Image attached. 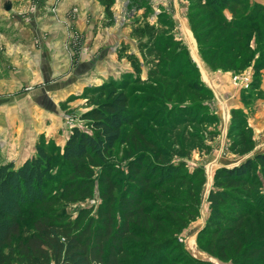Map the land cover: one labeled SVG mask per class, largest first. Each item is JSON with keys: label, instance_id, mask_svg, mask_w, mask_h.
<instances>
[{"label": "trees", "instance_id": "obj_1", "mask_svg": "<svg viewBox=\"0 0 264 264\" xmlns=\"http://www.w3.org/2000/svg\"><path fill=\"white\" fill-rule=\"evenodd\" d=\"M100 1L106 3L105 10L111 15L113 0ZM200 1L209 10L208 15L218 19L209 27L204 17H197L193 11L187 15L205 64L225 71H228L225 67L236 71L247 67L254 60L256 48L250 35L243 33L249 32L256 22V29L264 32V4L250 0ZM129 2L131 7L148 8L147 1ZM241 8L245 12L239 17L237 11ZM160 17L159 27L148 22L133 25L138 54L127 53L132 69L122 75L134 74L138 83H143L133 91L143 95L137 104L139 110L135 112L133 105L129 106L133 93L125 91L129 79L109 78L104 82L101 89L109 90L106 101L81 115V119L88 120L90 131L73 127L63 145L59 157L62 162L58 166L68 176L65 181L53 179L56 166L53 152L42 145H37L34 155L18 166L0 162V264H141L176 239L179 223L197 215L192 210H197L200 204L205 181L203 169L182 174L184 161H169L176 154L149 133L165 128L175 148L195 135L188 134L184 125L179 126L186 119L177 114L193 115L188 121L197 126H210L218 122V116L210 106L211 89L202 82L185 44L173 34L174 22L169 17ZM202 23L207 27L201 28ZM215 28H220L221 33L228 32L209 40ZM218 38L220 41H216ZM260 38L258 35L256 39ZM156 40H162V47L159 43L150 44ZM261 46L264 48V42ZM154 54H161L159 61ZM253 65L256 72L251 90H247L249 94L258 86V70L264 66V57L258 56ZM143 68H146L145 78H142ZM192 75L187 86L197 92L195 102L170 104L177 83ZM149 104L161 106L145 114ZM170 118L173 125L169 124ZM247 123L241 109L231 110L229 152L246 154L253 149V130ZM130 125L133 131L126 145L134 156L128 159L129 172L125 174L110 165L100 170L97 190L102 202L97 216L91 215L92 208H82L74 220L68 219L58 203L75 200L78 195L82 199L93 196L94 168L106 162L121 139L123 128ZM211 131L217 132H208ZM177 136L181 138L179 141ZM204 149L209 152L211 147L207 145ZM183 179L192 191L186 193L188 197H175L170 188V199L160 200L166 195L160 194L163 187L176 188ZM52 182L54 187L50 190ZM263 182L264 152L261 151L235 166L215 171L207 196L209 215L198 233L211 235V240L207 244L197 242L200 249L221 260H232L234 264H264ZM182 249L191 259L206 264L191 257L184 243Z\"/></svg>", "mask_w": 264, "mask_h": 264}, {"label": "rangeland", "instance_id": "obj_2", "mask_svg": "<svg viewBox=\"0 0 264 264\" xmlns=\"http://www.w3.org/2000/svg\"><path fill=\"white\" fill-rule=\"evenodd\" d=\"M130 1V0H129ZM126 4V10L130 8V15H133L131 18V21H127L126 26L127 31L129 29V37L126 40V42L130 46L137 47V37L133 35V26L134 23H137L135 20L136 18V11L137 8L134 6H129L130 2ZM251 1H264V0H251ZM122 1H111L112 4H119ZM126 1L123 3L125 4ZM203 1L200 0H179L177 2H174V15L176 13H179L181 18H184V12L187 17L189 12L193 11V13H196L197 17L202 18L204 17L207 21V25L209 27H212L216 21L218 20L215 16L211 15L209 16V10L204 8ZM30 3V2H29ZM37 1L31 2L32 10H36L38 7L36 5ZM101 7L104 9L106 7V3H103L100 1L99 3ZM111 7V10L113 11V7ZM118 6V5H117ZM78 7V6H74ZM83 7V6H82ZM85 7V6H84ZM83 7V9H84ZM76 9H71L69 12H67L68 18L66 21L69 20V18H72L73 15L76 13ZM118 11V10H117ZM78 12V11H77ZM80 12V11H79ZM78 12V13H79ZM244 10L241 8L239 11H237L239 17L244 14ZM136 13V14H135ZM108 14V12H107ZM109 17L113 16V12H111V15H108ZM149 16V15H148ZM213 16V17H212ZM264 17V14H263ZM70 22H73L70 20ZM70 22L62 23L63 27H66V30H68V25ZM187 22L189 24V21L187 19ZM91 23V22H90ZM258 22L252 24V28L249 32L243 33L250 35V39L252 40L251 43L253 45V48H256L253 56L254 60L247 64V67L241 70H235L228 67H225L228 69L229 75L220 74L221 71L225 72V70L216 68L211 69L207 64L206 67L210 71L215 72H209L208 71V79L206 83L213 88H208L212 90L213 99L210 101V106L212 110L217 114L218 116V122L214 121L212 125L208 126H197L196 123H191L193 115L184 116L183 114H177L179 117L186 119L185 123L182 125H179L182 127L183 125L188 130V134L194 133L195 135L189 139V141L185 142L183 146L180 144L179 146H173V144L168 140V134L164 131L165 128H158L155 129L153 132L155 134L149 133L152 135L153 139H159V143L165 145L167 149H170L173 151L176 155L174 157L172 156L169 161H174L175 163L177 161H184L185 166L182 170V174L192 173L195 168H202L204 175H205V181L202 186L199 201L200 204L197 208V215L190 220H185L183 223H179L178 228L180 231L175 236V240L172 243H168L164 246V248L158 249L157 252H155V255L148 259L147 262H141V264H162L164 255L166 256V260L163 264H202L199 263L193 259H191L187 254L184 253L182 249V243H184V240L188 237L193 240V242L197 245V242L199 244H207L208 241L211 240V235L205 236V234H198L200 230H202L206 224L208 215H209V204L207 202V196L212 188L213 181H214V174L215 171L220 167H232L237 164H239L241 161H243L248 156L252 155L255 152H259V148L261 146L262 141L260 142V139H258V145L257 149H255V145L257 143V137L255 138L253 133V139L256 140L254 147L251 151H249L246 154H233L229 152L228 147L230 144V139L228 137V129L230 126L231 121V114L229 113V108L233 105V102L228 99V97L232 94L231 92L226 89L223 85H226V83L229 81L230 86L234 91L237 93L242 92L241 98L246 103H249L252 98L256 97L255 89L250 91L251 93H248V89L251 90V83L252 78L256 72L254 68V61L259 56L260 58L264 57V48L261 46V43L264 42V32H260V30L256 29V25ZM190 26V24H189ZM75 27V24H74ZM179 27V26H178ZM205 28L206 23H202L201 28ZM182 29V28H181ZM220 28H215L214 31L210 35L211 37H218L217 35H225V33H221ZM126 31V30H125ZM166 32L165 30H162ZM181 33V32H180ZM126 34V33H125ZM128 35V33H127ZM182 35L183 39L187 42L189 41V37L185 33L180 34ZM258 35H261L260 39H256ZM131 40H130V39ZM195 38V37H194ZM133 39V40H132ZM249 39V40H250ZM135 41V44H134ZM162 40H156L153 44L150 43L152 46L159 43L162 47ZM216 41H220L219 38ZM190 42V41H189ZM192 42V40H191ZM191 42L189 44L190 46V54L192 55L193 59L199 63L200 60H198V55L195 52L196 47L194 46V43ZM135 45V46H134ZM198 47V44H197ZM129 49V48H128ZM199 49V48H198ZM123 47L122 51H126ZM199 56L200 52L199 51ZM88 48L81 47L80 54L84 56H88ZM138 54V52H135ZM189 54V55H190ZM190 55V58L192 59ZM74 57V56H71ZM124 57L127 58V53H124ZM155 59L159 61L161 58V54H154ZM52 58V56H51ZM192 61L194 62V60ZM70 60H72L70 58ZM128 60V59H127ZM203 60V59H202ZM15 65H11V71L15 75L14 77L22 79L23 83L22 85H14V86H6L3 84H0V114L4 113V109L8 110L11 109L14 111L15 109H20L21 114H24L28 119L24 122L21 119V122L16 121V129L14 130V133H12L11 136H9L11 142L14 141V144L23 150H26L29 152L30 149H33L37 145L45 146L47 149L52 150L53 152V159L55 161L56 166L53 168V179H58L61 181H65V179L68 178L66 176V173L61 170V168L58 166V163H61L62 161L59 160L60 155L62 154L63 145L68 138L69 134L71 133V130L73 127H79L83 130L90 131L88 127V120L81 119V115L85 113L86 111L90 110L93 107L98 106L99 104L106 101L108 97L109 90L107 89H101V85L104 82H108L109 78L117 79L119 80H125L129 79V83L125 89L126 93H132L137 89L139 86H143L142 82L138 83V79L134 78V74L123 76V72L120 73L119 76L116 77H104L100 81H92V84L88 83L86 86H78L76 87H65V86H54L51 85L53 83H56V78H59V74L63 73L61 71H58L57 69H51V70H45L47 75V80L49 82H45L44 78L41 76L35 75L33 71L29 69L30 61L26 60L24 56L17 57ZM204 62V61H203ZM196 63V62H195ZM205 63V62H204ZM201 64V63H200ZM118 65V64H117ZM130 65V64H129ZM116 66V65H115ZM229 66V65H225ZM163 67V66H162ZM7 68V67H6ZM121 68L123 69V63H121ZM8 69V68H7ZM202 69V68H201ZM120 71V69L118 70ZM258 79L261 76V72H264V66H261L258 70ZM146 72L142 73V78H145ZM203 77L205 78L204 72L202 73ZM244 75H247L249 77V82H243ZM234 76H240L241 79H239L238 83L236 84L234 81ZM192 77L194 75L186 78H182L179 83H177V90L175 95L171 96V103H194L195 102V93L194 91H191V87L187 86L188 82L191 81ZM246 77V76H245ZM255 77V76H254ZM119 79V80H118ZM210 80V81H209ZM114 81V80H113ZM128 81V80H127ZM226 82V83H225ZM139 85V86H138ZM70 89L74 91L68 92ZM59 95V100H55L54 96L56 94ZM229 95V96H228ZM43 96V98L41 97ZM62 96H64L62 98ZM142 94L140 92H133L131 94L130 100H129V106L133 105V110L137 112L138 103H141L142 101ZM252 96V98H251ZM64 99V100H61ZM233 101V100H232ZM137 102V103H136ZM136 103V104H135ZM172 104V105H173ZM232 104V105H231ZM176 106V104H174ZM161 104H149L147 105V109L145 110V114L149 113L150 110H158ZM174 108V106H173ZM14 109V110H13ZM6 116V115H5ZM5 116L0 115V118H3ZM14 116H16L14 114ZM157 118V120H159ZM14 119H17L14 117ZM262 120L261 125L262 129L259 130L261 134L264 136V117L260 118ZM169 124L173 125L172 119L170 118ZM169 124H167V129H169ZM248 125V123H247ZM260 125V126H261ZM249 126V125H248ZM259 126V125H258ZM251 127V126H249ZM216 130L217 132L209 133L207 130ZM151 129V128H150ZM25 132H24V131ZM133 126H126L123 128V133L121 136V139L117 144L114 146V148L111 150V152L108 154L107 160L105 163H103L100 167L94 168V172L91 174L93 178L92 187H93V196L87 197L85 199H82L80 197H76L75 200H61L59 202V205H62V210L65 214H67L68 219L74 220L79 211L82 208H92L91 215L94 217L97 216V212L99 210V205L101 204V197L99 195V191L97 190V186L99 184V171L102 170L104 167H107L108 165L115 167L116 169H119L123 173L129 172L128 165V159L134 156V152H130L127 148V145H129L128 137L132 134ZM180 132L183 131V129L179 130ZM168 132V131H167ZM179 136V135H178ZM178 136L176 139L179 141L181 138L178 139ZM218 141L214 144L215 148L213 149L212 142L214 143L215 140ZM127 144V145H126ZM141 145V144H140ZM139 145V146H140ZM190 145V146H189ZM209 145L211 149L209 152H205V146ZM140 148V147H139ZM213 149V151H212ZM216 151V152H215ZM27 152V153H28ZM166 159V158H165ZM237 159H239L237 163ZM167 160V159H166ZM168 163V161L166 162ZM235 163V164H234ZM168 173L167 171H165ZM161 173V172H160ZM124 174V175H125ZM173 173H168V175L173 176ZM180 178H183L182 175H179ZM51 182V181H50ZM263 185V191H264V182ZM54 187V183L52 182L49 189L51 190ZM172 189V192L174 193L175 197L184 198L185 196L188 197L186 193L189 190L188 184L186 179L181 180V182H178L177 187L173 188V186H165L160 190V194L163 193L166 194L165 196L161 197L160 200L167 201L170 199L168 197V191ZM61 191V189H60ZM191 198V197H190ZM189 200V198H187ZM172 228V227H171ZM188 234V235H187ZM172 235V234H171ZM201 242H200V240Z\"/></svg>", "mask_w": 264, "mask_h": 264}, {"label": "crops", "instance_id": "obj_3", "mask_svg": "<svg viewBox=\"0 0 264 264\" xmlns=\"http://www.w3.org/2000/svg\"><path fill=\"white\" fill-rule=\"evenodd\" d=\"M34 1H37L38 8L36 10H32L30 6L31 2ZM113 1L122 2L117 4L118 6L116 4L111 5V7L114 5L113 11L110 7L113 16L109 17L105 8L103 9L99 4L100 0H0V84L6 86L22 85V79L14 77L15 75L10 70L11 65H15L17 57L20 56H24L26 60L31 62L29 69L35 75L44 78L45 82H49L45 70L57 69L63 72L59 74V78H56V83L51 84L54 86L77 88L78 86H86L88 83L92 84V81H100L104 77L117 78L121 72L130 71L132 68L127 58L124 57V53L137 52V47H129L126 42L130 33L129 29L127 31L129 27L126 24L127 21H131L133 15L129 13L130 8L126 10V4L129 0ZM124 1H126L125 4ZM142 1H147L148 8L145 6L137 8V14L135 13L137 24L148 22L159 27L161 26L159 17H169L174 22L173 34L185 44L189 54L191 52L189 46L191 40L194 43L195 52L198 55V60H200L199 63L193 59L192 53L190 55L194 63L196 62L195 65L199 70L202 82L211 88L206 83L209 70L201 55L199 56L197 42L187 22L185 12L183 19L179 13L174 15V2L179 0ZM250 2L264 4V1L250 0ZM82 6H85L84 9ZM149 8L150 10H148ZM71 9L80 12L76 11L75 15L66 21L67 12ZM226 14L230 16L229 13L226 12ZM61 22H70L68 30L63 27ZM131 22L133 23V21ZM182 31L187 37L190 36V42L187 40L189 44L180 35ZM82 46L88 48L87 57L80 54ZM123 47L127 49L124 52L122 51ZM121 63H123V69ZM119 69L120 71H118ZM145 72L146 68H143V74ZM203 72L205 78L202 76ZM209 72L215 71L210 70ZM220 74L229 75L227 71H221ZM223 86L232 94V96L228 95V99L233 102L229 108V113L231 114L232 109H241L245 113L248 125L251 126L255 138L257 137L255 149L258 150L256 147L258 139H260L262 143L259 151L264 152V136L259 131L262 129L260 118L264 117V72H261L258 86L255 88L257 95L255 98L251 96L252 100L249 103L245 104L241 98L243 92L234 91L229 81ZM211 89L213 90V88ZM70 91L74 93L72 89L68 92ZM41 97L43 98V96ZM58 97L59 95L56 94L54 99L59 100ZM20 109L21 107L13 109L14 111L4 109V113L0 114L6 115L0 118L1 163L13 162L18 166L35 153V147L28 152L18 148L14 141L11 142L9 138L16 129L15 122H21V120L25 122L28 119L24 114H21ZM217 141L218 139L214 143L212 142L213 149ZM238 160H236L237 163Z\"/></svg>", "mask_w": 264, "mask_h": 264}, {"label": "water", "instance_id": "obj_4", "mask_svg": "<svg viewBox=\"0 0 264 264\" xmlns=\"http://www.w3.org/2000/svg\"><path fill=\"white\" fill-rule=\"evenodd\" d=\"M188 236L184 240V249L194 259L200 262H204L206 264H234L232 260H227V261L221 260L220 258L200 249L194 242L193 243L190 242L191 238H189L190 236L189 237Z\"/></svg>", "mask_w": 264, "mask_h": 264}, {"label": "built area", "instance_id": "obj_5", "mask_svg": "<svg viewBox=\"0 0 264 264\" xmlns=\"http://www.w3.org/2000/svg\"><path fill=\"white\" fill-rule=\"evenodd\" d=\"M246 76V77H245ZM234 78V81H236L235 83L237 84L238 83V81H239V79H241V77L240 76H234L233 77ZM249 82V77L247 76V75H244V78H243V82H244V84H245V82Z\"/></svg>", "mask_w": 264, "mask_h": 264}, {"label": "bare ground", "instance_id": "obj_6", "mask_svg": "<svg viewBox=\"0 0 264 264\" xmlns=\"http://www.w3.org/2000/svg\"><path fill=\"white\" fill-rule=\"evenodd\" d=\"M190 242L193 243V240L191 239Z\"/></svg>", "mask_w": 264, "mask_h": 264}]
</instances>
